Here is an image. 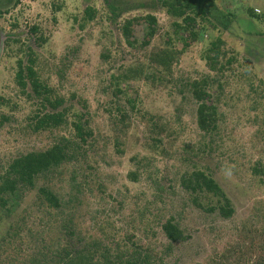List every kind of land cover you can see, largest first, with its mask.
Listing matches in <instances>:
<instances>
[{
    "label": "rangeland",
    "instance_id": "374dc122",
    "mask_svg": "<svg viewBox=\"0 0 264 264\" xmlns=\"http://www.w3.org/2000/svg\"><path fill=\"white\" fill-rule=\"evenodd\" d=\"M212 1L235 17L230 29L220 34L197 27L198 38L183 48L188 36L175 33L163 9L147 11L157 25L149 39L141 21L123 29L125 21L145 11L125 13L114 22L104 0H0V170L63 139L81 147L75 161L37 184L57 194L59 211L47 210L36 191H28L11 220L0 221V264H50L68 233L98 248L136 243L155 264L262 260L264 0ZM86 8L94 11L91 19ZM249 10L260 19L249 18ZM217 37L223 41L222 72L203 58ZM165 48L179 54L170 72L159 75L147 60ZM29 50L38 79L70 108L68 121L74 119L72 109L85 113L82 124L90 135L85 143L70 125L34 130L40 108L16 82L18 61L25 63ZM230 58L235 60L227 65ZM139 70L145 71L143 78H132L130 73ZM203 78L210 81L219 118L212 136L198 129L197 104L185 87ZM131 99L134 109L127 104ZM194 166L212 173L231 200V218L208 212L212 200L200 198L207 210L199 208L181 187L180 178ZM134 171L135 183L128 178ZM171 217L186 240L165 239L161 225Z\"/></svg>",
    "mask_w": 264,
    "mask_h": 264
},
{
    "label": "trees",
    "instance_id": "16d2710c",
    "mask_svg": "<svg viewBox=\"0 0 264 264\" xmlns=\"http://www.w3.org/2000/svg\"><path fill=\"white\" fill-rule=\"evenodd\" d=\"M104 5L109 11L111 20L114 22L125 13L134 10L145 11L147 14L143 17L125 21L123 29L134 22L141 21L146 24L145 37L149 39L155 35V27L157 25L156 18L150 15V13L148 14L147 11L154 12L156 9H163L166 15L173 20L175 33L178 32L179 34H186L188 36L187 40H184L183 48H186L189 43L198 38L199 32L197 27L201 31L209 27L211 30L222 34L230 29L231 23L235 20L232 14L222 13L212 0H158L149 3H119L116 0H104ZM84 13L88 19H91L94 11L92 8H86ZM247 14L251 19L255 18L257 20L261 17L252 10H249ZM31 30L35 32L36 28L33 27ZM222 46L223 41L220 37L215 38L210 41L203 56V58H211L213 64L212 70L219 72L225 69L220 61V58L224 54ZM28 54V59L25 63L22 60L18 61L19 72L16 75V82L26 98L40 108L38 114H41H35L33 117L36 120L34 130H58L70 125L75 133V138L79 139L78 141L81 143H85L86 137L90 136L82 124L81 118H83L82 116L85 113L81 114L78 110L74 111L72 109L70 116H73L74 119L68 121L67 116L70 108L64 106L65 99L59 95H54L51 88L38 79L33 69L34 57L31 58L34 53L29 50ZM178 54L177 51L167 48L154 52L148 56L147 60L153 68L150 70H155L159 75L169 73L172 63L176 60ZM234 60L230 58L226 64L229 65ZM217 65H219V68H216ZM144 72L143 70H139L134 74L130 73V75L132 78L140 79L143 78ZM151 76L154 78L153 74ZM185 87L197 104L196 124L198 129L204 135H214L218 131L219 118L217 107L212 101L209 79L191 80ZM27 88L29 91L25 92ZM116 92L120 94L122 91L121 89H116ZM127 104L134 109L135 100H127ZM2 119L6 120L7 118L2 117ZM123 120H125L124 117L119 122L123 123ZM80 150L81 147L75 141L67 143L63 139L44 150L28 152L8 162L6 167L0 170V221L3 219L11 220L20 201H22L28 191L35 190L36 197L47 210L59 211L61 205L57 194L50 187L46 185L38 186L37 184L39 180L56 173L62 166L75 161L77 156L80 155ZM136 172H129L128 178L131 182L135 183L138 181L139 175ZM180 185L199 208L207 210V207L205 208L199 201L200 198H204L214 201L213 207L208 208V212L216 211L223 219H229L234 215L235 210L231 200L213 178L212 173L207 167L194 166L192 171L186 172L180 178ZM161 231L169 243H178L186 240L184 232L172 217L162 223ZM16 235L11 236L15 237ZM71 236H74V234L68 233L66 237L67 241H65L66 245H63V248L56 249V253L50 264L156 263L152 256L136 243H130V246L124 245L122 247L119 245L112 247L109 244L103 245V248H98L95 245L96 243L89 245L90 242L77 241ZM252 264H264V257L261 261Z\"/></svg>",
    "mask_w": 264,
    "mask_h": 264
},
{
    "label": "built area",
    "instance_id": "2783aa9c",
    "mask_svg": "<svg viewBox=\"0 0 264 264\" xmlns=\"http://www.w3.org/2000/svg\"><path fill=\"white\" fill-rule=\"evenodd\" d=\"M258 12V11H257Z\"/></svg>",
    "mask_w": 264,
    "mask_h": 264
}]
</instances>
